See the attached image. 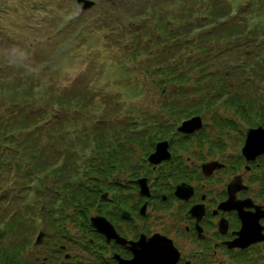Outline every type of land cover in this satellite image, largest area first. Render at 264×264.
Returning <instances> with one entry per match:
<instances>
[{
	"label": "flooded vegetation",
	"instance_id": "flooded-vegetation-1",
	"mask_svg": "<svg viewBox=\"0 0 264 264\" xmlns=\"http://www.w3.org/2000/svg\"><path fill=\"white\" fill-rule=\"evenodd\" d=\"M5 17L7 0H0V44ZM230 107L199 110L195 104L175 131L163 132L151 123L140 142L119 144L129 147L114 157L112 165L105 160L96 166L102 188L88 212L84 206L56 208L59 200L51 199L48 217L35 215L44 218L43 234L36 243L44 252L37 263L142 264L157 256V248L166 264H264V149L259 148L264 139L253 149H244L250 128H264V123L260 115L243 116ZM223 111L236 120L235 126L214 121ZM196 116L202 118L201 129H179ZM207 121L213 133L205 134ZM219 124L223 128L217 129ZM230 138L238 143L239 155L224 147ZM158 148L164 149L161 156L150 158ZM220 152L222 157L217 156ZM54 158L50 164L58 179L60 160ZM95 217L103 219L104 228L111 227L113 235L95 228Z\"/></svg>",
	"mask_w": 264,
	"mask_h": 264
},
{
	"label": "rangeland",
	"instance_id": "rangeland-1",
	"mask_svg": "<svg viewBox=\"0 0 264 264\" xmlns=\"http://www.w3.org/2000/svg\"><path fill=\"white\" fill-rule=\"evenodd\" d=\"M84 1L92 3L93 6L86 9L80 19L75 20L73 14L79 7L75 0H7V19L6 17L4 19L7 24L3 33L4 42L0 44V118L8 121V118L18 112L21 113L12 119L21 121L23 113L37 114L38 117L41 115L42 117L37 119L38 125L55 122L56 128L49 132L52 135L56 132L60 139H63L61 136L63 133L67 135L66 140L56 149L63 152L67 148L69 153L75 154V150L71 149V138L80 133L82 136L77 142L78 154H76L83 159H91L93 155L90 146L98 136L94 128L100 120H107L108 123L120 127V123L126 118L132 117L137 123L139 117L145 124L137 123V129L147 125L146 121L149 117V113L146 112L149 111L147 106L152 105L159 97L153 88L160 87L149 83L153 80L139 73L146 71L147 60H153L147 56L143 48L150 47L149 51H157V46L153 45L156 41L153 35L157 32H153V27L160 24L163 15H167L166 18L170 21H176L175 27H179L180 24H184V19L191 20L201 16L209 4L208 0H199L196 4L185 3L184 0ZM222 1L225 0H219L221 4ZM227 1H230L233 10L239 6L237 0L235 4L232 0ZM134 2L144 5L148 3V6L140 12L139 7L133 6ZM72 11L73 14L67 18ZM230 13L233 14L232 10ZM176 17H180L181 20H176ZM82 21L86 22V26L93 25L88 28L85 26L84 33L78 35L77 25ZM60 27H65L66 31L70 30L74 33L69 32L70 37L67 38L64 30L59 31ZM135 35H140L141 40L134 42L132 38ZM35 41L39 42L35 43ZM127 48L129 49L126 51ZM137 48L140 53L133 54L135 52L133 50ZM185 50V59H187L190 55L187 51H192V48L188 47ZM180 61H176V64L181 63L177 67L183 66L182 60ZM152 69L156 70L155 65ZM145 79H148L147 84L144 83ZM254 88L253 85L251 88H246V91L251 92L255 97L263 96L264 85L258 87L261 93L258 95L253 91ZM85 93L91 94L92 97L86 100V97L83 96V99L82 96H78L86 95ZM239 120H242V117ZM253 122L250 121L254 124ZM35 126L36 124L29 130H33ZM221 128H223L222 124L217 125V129ZM255 129L264 128L256 125ZM213 131L214 127L207 121L205 134ZM23 134L24 131L17 130L13 133L7 132L3 138H19ZM232 135L236 136L234 132ZM232 138L228 139L224 147L229 152L239 155L240 151L238 153L235 151L238 143ZM46 141L47 139L40 140V142ZM12 148L17 149L18 145ZM210 155L213 156L212 153ZM217 156L222 157L223 154L220 152ZM22 163L24 166L29 163L28 154L23 158ZM45 166L40 169L38 175L33 176L23 169V176L17 181L9 198L24 199L26 193L23 186L31 176L32 179L51 178L48 182L57 187L55 166L53 164ZM13 171L14 167L5 172L0 168L2 180L0 185L5 183L9 186L14 176L17 178V173L15 175ZM86 173L88 168L81 167L79 174L70 178L71 183L73 182L74 185L80 179L83 180L86 178ZM48 182L46 181V184ZM6 188L0 186V192ZM26 198V201L14 205L5 212L3 219L0 220V250L9 249L11 243L17 239L19 241L24 237L29 239L21 247L22 259L19 257V260L22 263H25L27 258L37 261L41 251L44 252L36 245L44 218L35 216L41 213L43 199L33 198L31 193ZM8 202L2 205L8 207ZM24 209L28 212L16 217ZM16 225H19L20 230L14 237L10 235V230ZM31 228L33 232H30ZM47 264L50 262L47 261Z\"/></svg>",
	"mask_w": 264,
	"mask_h": 264
},
{
	"label": "trees",
	"instance_id": "trees-1",
	"mask_svg": "<svg viewBox=\"0 0 264 264\" xmlns=\"http://www.w3.org/2000/svg\"><path fill=\"white\" fill-rule=\"evenodd\" d=\"M164 1L168 2L170 0ZM232 1L235 4V0ZM237 1H239V6L233 10L231 9V3L227 0L222 1V4L219 0H208L207 9L196 19H184V24L175 27L176 21H170L166 18L167 15H163V18L159 21L160 24L153 27V32H157L156 35H153V38L156 39L153 45L157 46V51H149L150 47L143 49L146 51L147 56L155 62L147 60L145 64L146 71L142 73L145 78L150 77L153 80L149 83L160 87L158 89L153 88L156 90V94L159 95L154 104H157L160 109L148 115L147 120L150 123L146 127L151 128V123H154V126L161 128L163 132H173L176 124L184 120L185 115L193 109L195 104L199 105V110L210 108L213 105H231L230 108L235 110L234 113L238 112L243 116L260 115L264 123V94L255 97L251 92L246 91V88H251L254 85L253 91L258 95L261 94L258 87L264 85V0ZM184 2L196 4L199 0H184ZM134 3L133 6L139 7L140 12H143L145 7L148 6V3L145 5L140 2ZM181 3L183 4V2ZM230 10L233 14L230 13ZM179 19L181 20L180 17H176V20ZM132 40L134 42L140 41L141 37L135 35ZM188 47H191L192 51H187L190 55L185 59L184 52ZM139 48L133 50L135 51L133 54L140 53ZM177 60L179 62L182 60L183 66L177 67L181 64L179 62L176 64ZM154 65L156 70L152 69ZM147 80L145 79L144 83ZM172 93L173 96L171 97ZM85 94L78 96H82V98L84 96L86 100L92 97L89 93ZM77 101H79V98ZM260 102L263 104L259 107ZM243 105L248 108L243 107ZM241 107L243 108L241 109ZM20 113L14 114L19 115ZM15 115L8 118V121L0 118V168L5 167L6 157L9 155L5 148L7 144L12 147L18 144V147H21L23 151V158L28 154L29 163L25 165V169L29 172L31 169L30 173L32 174L43 169L45 165H49L51 158L55 157V159L60 160L57 168L59 174L58 188H55L56 192L53 195L52 189H48V195H43L45 201L42 202V205L44 206L52 198L55 203L59 200V204H55L56 208H61L64 205L69 210L73 206L79 208L84 206L86 212H88L89 207L92 206V201L97 200L98 192L102 188V184L97 180L99 175L97 171L100 169L99 166H105L106 164L99 165V168L96 166L105 160H109L108 165H112L114 157L118 156L123 148L129 147H125V145L122 147L119 144L129 145V143L132 144V142L142 140L141 131L134 130L137 127L129 129V127L123 125V122L118 127L108 123L107 120H100L94 128V130H97L98 136L95 137L94 144L90 146L95 164H88L94 177L91 174L90 177L86 178V181L80 179L78 183L73 185L70 178L76 177L84 165V162H81L83 158L76 154L77 142L82 135L78 133L71 138V149L75 150V154L74 152L69 153L67 148L62 152L56 148L62 145L67 135L60 132L63 137V139H60L56 132H54V135L49 132V130L56 128L54 126L55 122L38 125L37 119L42 117L41 115L38 117L37 114L23 113L21 121L12 119ZM35 124V128L29 130ZM146 127L143 132L150 131ZM17 130L24 131L25 134L19 138H3V135H7V132L13 133ZM34 137L35 140H33ZM43 139H47V141L40 142ZM116 142H118V145L113 146ZM131 151L134 153L132 149ZM19 176L22 178L21 172ZM28 185L26 183L24 187L27 189ZM10 193V190L0 192V220L3 219L5 210L8 208L6 205L2 209L3 203L8 200L12 208L14 205L24 202L23 198H13L12 200L6 198V195ZM35 195L36 198H42L41 194ZM52 205L43 210L44 218H47L52 211ZM25 211L27 212V209ZM57 212L62 214L63 210ZM22 214L21 211L16 217ZM19 230V225L14 226L10 230V235L16 237ZM28 240L26 237L21 241L17 239L11 243L9 249L0 250V264H47V262L37 263L33 258H27L25 263L20 262L19 257H22L21 247ZM17 242L21 244H17Z\"/></svg>",
	"mask_w": 264,
	"mask_h": 264
},
{
	"label": "water",
	"instance_id": "water-1",
	"mask_svg": "<svg viewBox=\"0 0 264 264\" xmlns=\"http://www.w3.org/2000/svg\"><path fill=\"white\" fill-rule=\"evenodd\" d=\"M89 2L85 1V5L84 7L85 8H88L89 6ZM202 127V120H201V117H194L188 121H185L182 126L179 128L180 130H187V132H193L194 130L196 129H200ZM264 129H254L252 131H249L248 132V135H247V141H246V146L244 147V149H247L248 150H251L255 147V145L257 144H260L262 138L264 139ZM257 147V146H256ZM263 147V148H262ZM259 148L261 149H264V144H260L259 145ZM258 150V149H257ZM246 151V150H245ZM246 151V152H247ZM157 154V153H156ZM155 154V155H156ZM103 219H100V218H94L93 219V226L95 228H97L98 230H103L107 233L108 236H111L113 235L112 233L114 232L113 229L110 227V228H104L106 226H104V222L102 221ZM102 222V223H101ZM110 231V232H109ZM142 242V241H141ZM145 247V246H144ZM146 248V247H145ZM145 248L143 251H145ZM148 248V247H147ZM146 248V250H147ZM153 248V247H152ZM142 249V248H141ZM157 250V248H155ZM154 249V250H155ZM161 249V248H160ZM154 251L156 252L155 254H157V256H150V259L148 257V259H145L142 257V259H145L146 262H144V260H142L144 263L142 264H166L165 262H163L162 258H161V255L157 253V251ZM159 250V249H158ZM163 250V249H161ZM152 252V251H150ZM165 252V251H164ZM143 254V253H142ZM162 254V253H161ZM159 255V256H158ZM164 255V254H163ZM142 256V255H141ZM149 256V255H147ZM140 257H136V260H139ZM164 259V258H163ZM162 260V261H161ZM169 260V259H168ZM119 264H135L133 262H127V261H124V262H120Z\"/></svg>",
	"mask_w": 264,
	"mask_h": 264
},
{
	"label": "bare ground",
	"instance_id": "bare-ground-1",
	"mask_svg": "<svg viewBox=\"0 0 264 264\" xmlns=\"http://www.w3.org/2000/svg\"><path fill=\"white\" fill-rule=\"evenodd\" d=\"M1 186V185H0ZM2 187V186H1ZM5 191V190H4ZM3 192V191H2ZM12 193V192H11ZM10 193V194H11ZM10 194H8V195H6V198H9V196H10ZM11 199H13V198H11ZM43 212V211H42ZM42 212H41V214H42ZM43 215V214H42ZM47 215V214H46ZM18 221H20V220H18Z\"/></svg>",
	"mask_w": 264,
	"mask_h": 264
}]
</instances>
